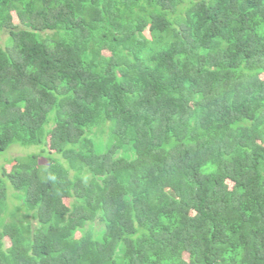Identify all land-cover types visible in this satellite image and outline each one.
<instances>
[{
    "label": "trees",
    "instance_id": "trees-1",
    "mask_svg": "<svg viewBox=\"0 0 264 264\" xmlns=\"http://www.w3.org/2000/svg\"><path fill=\"white\" fill-rule=\"evenodd\" d=\"M0 32V152L36 148L0 264H264V0H0Z\"/></svg>",
    "mask_w": 264,
    "mask_h": 264
},
{
    "label": "rangeland",
    "instance_id": "rangeland-1",
    "mask_svg": "<svg viewBox=\"0 0 264 264\" xmlns=\"http://www.w3.org/2000/svg\"><path fill=\"white\" fill-rule=\"evenodd\" d=\"M6 38L5 32H0V41L3 42ZM34 146H24L19 144H12L6 150L0 152V167L4 165L8 159L15 156H21L28 151L35 150ZM44 163V161L41 160Z\"/></svg>",
    "mask_w": 264,
    "mask_h": 264
}]
</instances>
